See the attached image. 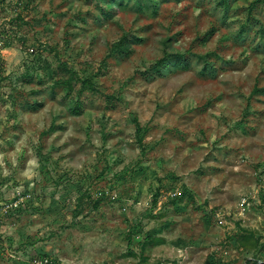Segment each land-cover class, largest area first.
<instances>
[{
    "label": "rangeland",
    "instance_id": "374dc122",
    "mask_svg": "<svg viewBox=\"0 0 264 264\" xmlns=\"http://www.w3.org/2000/svg\"><path fill=\"white\" fill-rule=\"evenodd\" d=\"M0 208V264H264V0H0Z\"/></svg>",
    "mask_w": 264,
    "mask_h": 264
},
{
    "label": "trees",
    "instance_id": "16d2710c",
    "mask_svg": "<svg viewBox=\"0 0 264 264\" xmlns=\"http://www.w3.org/2000/svg\"><path fill=\"white\" fill-rule=\"evenodd\" d=\"M113 48H115V50H118V51H124V52H127L129 53L132 49L128 43V41L126 40V38H122L120 39L114 46ZM176 55V54H174ZM172 55V56H174ZM38 61H41V58H37ZM165 60H159L155 66L158 68H160V66L164 65L165 63ZM40 68L42 70H46L47 71V74L49 76H54L55 75V71L51 69V67L49 65H40ZM212 71H214V68L210 67ZM216 74V73H215ZM74 79H77L79 80L80 78L77 77L76 73L75 72H71V75L68 79L66 80H58L56 81L57 83H64V84H67L68 86H71V83ZM81 80V79H80ZM82 82V88H92L93 87V82L90 78H84L83 80H81ZM257 91V88H255L252 92V94H255ZM136 122V131L137 133L139 134L141 131H142V126L141 124L139 123L138 120L135 121Z\"/></svg>",
    "mask_w": 264,
    "mask_h": 264
},
{
    "label": "built area",
    "instance_id": "2783aa9c",
    "mask_svg": "<svg viewBox=\"0 0 264 264\" xmlns=\"http://www.w3.org/2000/svg\"><path fill=\"white\" fill-rule=\"evenodd\" d=\"M17 196H19L20 198H30L31 197V194H23V196H22V194L19 192V191H17ZM3 208H0V211L2 210ZM127 208L124 206L123 207V210H126ZM49 262V260L48 259H44V260H41L40 261V263L41 264H47Z\"/></svg>",
    "mask_w": 264,
    "mask_h": 264
}]
</instances>
